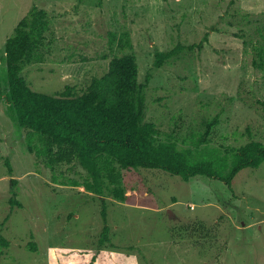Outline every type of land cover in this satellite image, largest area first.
Wrapping results in <instances>:
<instances>
[{
	"label": "rangeland",
	"instance_id": "rangeland-1",
	"mask_svg": "<svg viewBox=\"0 0 264 264\" xmlns=\"http://www.w3.org/2000/svg\"><path fill=\"white\" fill-rule=\"evenodd\" d=\"M34 5L51 19V50L23 71L35 90L83 91L121 53L111 32L127 30L139 80L151 74L146 119L161 138L204 131L218 116L210 145L264 140V0H0V264H264V162L242 169L233 189L217 178L123 168L129 198L104 196L110 235L100 241L102 195L70 182L86 170L54 171L30 152L6 99L5 42ZM175 47L155 65L158 50Z\"/></svg>",
	"mask_w": 264,
	"mask_h": 264
},
{
	"label": "trees",
	"instance_id": "trees-1",
	"mask_svg": "<svg viewBox=\"0 0 264 264\" xmlns=\"http://www.w3.org/2000/svg\"><path fill=\"white\" fill-rule=\"evenodd\" d=\"M49 31L48 11L34 5L6 39L9 85L6 99L17 125L25 129V143L30 152L54 171L62 163L77 164L86 170L81 181L70 182L102 195V243L110 235L104 196L112 195L122 201L129 198L123 184V168L162 169L186 181L197 176L217 178L233 189L235 177L242 169L259 167L264 162L261 139H251L226 151L210 145L208 135L219 122L218 116L207 120L204 131L183 137L169 133L161 138L157 123L146 119V87L151 74L145 82L139 80L137 54L126 50L134 47L127 30L111 32L110 47L114 48L116 43L121 53L114 54L108 71L93 76L83 91L71 84L54 93L35 90L23 71L28 65L45 60L51 50ZM260 33L262 45L257 63L264 69V24ZM207 39L205 34L197 46L202 48ZM178 52L179 47L158 50L155 65L162 66ZM7 164L12 172L9 158ZM12 202L22 206L16 199Z\"/></svg>",
	"mask_w": 264,
	"mask_h": 264
}]
</instances>
